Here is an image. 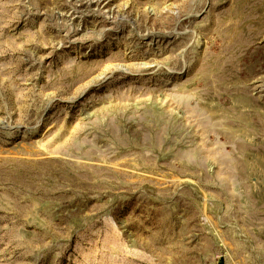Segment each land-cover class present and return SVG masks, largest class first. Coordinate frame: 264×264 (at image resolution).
<instances>
[{
    "label": "rangeland",
    "instance_id": "obj_1",
    "mask_svg": "<svg viewBox=\"0 0 264 264\" xmlns=\"http://www.w3.org/2000/svg\"><path fill=\"white\" fill-rule=\"evenodd\" d=\"M0 264H264V0H0Z\"/></svg>",
    "mask_w": 264,
    "mask_h": 264
}]
</instances>
